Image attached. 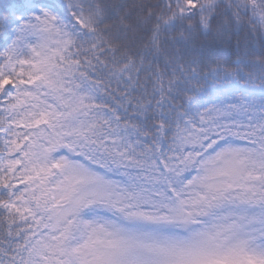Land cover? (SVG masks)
Segmentation results:
<instances>
[{
    "label": "snow or ice",
    "instance_id": "obj_1",
    "mask_svg": "<svg viewBox=\"0 0 264 264\" xmlns=\"http://www.w3.org/2000/svg\"><path fill=\"white\" fill-rule=\"evenodd\" d=\"M0 40V264H264V0H7Z\"/></svg>",
    "mask_w": 264,
    "mask_h": 264
},
{
    "label": "trees",
    "instance_id": "obj_2",
    "mask_svg": "<svg viewBox=\"0 0 264 264\" xmlns=\"http://www.w3.org/2000/svg\"><path fill=\"white\" fill-rule=\"evenodd\" d=\"M7 3V0H0V7H2L3 5H5ZM3 41L0 40V44H2Z\"/></svg>",
    "mask_w": 264,
    "mask_h": 264
}]
</instances>
